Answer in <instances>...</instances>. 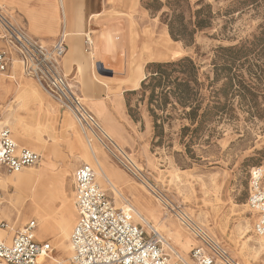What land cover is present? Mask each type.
Segmentation results:
<instances>
[{
  "label": "rangeland",
  "instance_id": "374dc122",
  "mask_svg": "<svg viewBox=\"0 0 264 264\" xmlns=\"http://www.w3.org/2000/svg\"><path fill=\"white\" fill-rule=\"evenodd\" d=\"M113 3L120 24L116 35L123 48H129L128 59L142 63L141 79L130 76V64L127 78L108 79L96 73L107 91L104 105L95 109L81 74H70V78L103 130L138 167V176L119 161L127 164L103 135L98 133L97 138L83 129L71 111L15 63L0 76V118L17 143L41 153L42 161L22 172H30L36 181L17 187L15 173L9 187L1 184L7 199L3 218L12 228L2 231L3 237H12L35 220L38 238L51 242L54 257L68 259L55 244L56 236L44 233L43 228L67 223L72 231L76 218L73 173L81 162L95 168L97 182L117 206L126 204L99 178L92 144L119 187L146 198L141 207L149 221L189 264H196L191 250L198 242L178 218L179 211L203 227L240 264H264V239L254 231L256 216L248 204L251 171L264 166V0ZM57 6L58 25L47 42L56 39L62 23ZM3 12L25 26L15 12ZM93 21L89 54L98 55L99 49H95L107 20L98 17ZM166 41L167 48L161 44ZM152 57L158 60L147 59ZM164 62L176 63L162 69L167 75L160 76L158 63ZM181 82L189 83L190 103L185 106L177 95ZM50 148L53 154L48 152ZM149 183L168 206L143 185ZM36 194L37 210L33 208ZM11 200L18 202L15 211L9 205Z\"/></svg>",
  "mask_w": 264,
  "mask_h": 264
},
{
  "label": "built area",
  "instance_id": "2783aa9c",
  "mask_svg": "<svg viewBox=\"0 0 264 264\" xmlns=\"http://www.w3.org/2000/svg\"><path fill=\"white\" fill-rule=\"evenodd\" d=\"M0 41H3L0 76L18 63L23 74L36 80L62 107L71 111L83 129L90 130L97 138H100L98 133L103 135L126 160L127 164L122 163L127 169L138 176V167L103 130L97 117L72 86L70 76L64 73L62 62L68 53L65 33L53 42L43 41L14 24L0 11ZM85 46L90 53L89 37L85 39ZM41 160L39 152L17 143L10 127L0 118V231L12 230L10 223L3 218L7 199L1 187V175L22 172L38 165ZM73 193L76 220L70 234L71 258H54L55 248L50 241L38 238V224L31 220L12 237L0 234V264H189L175 248L165 243V236L151 222L137 218L133 207L115 204L97 182L92 165L84 162L76 168ZM248 204L256 216L254 231L264 239V166L254 167L251 171ZM178 213L183 225L198 242L191 250V258L196 264H240L189 215L182 211ZM136 218L140 222H135Z\"/></svg>",
  "mask_w": 264,
  "mask_h": 264
},
{
  "label": "crops",
  "instance_id": "0c3cea01",
  "mask_svg": "<svg viewBox=\"0 0 264 264\" xmlns=\"http://www.w3.org/2000/svg\"><path fill=\"white\" fill-rule=\"evenodd\" d=\"M113 1L0 0V11L9 19L10 17L4 14L3 9L15 12L16 18L23 20L25 26L12 21L14 24L24 28L30 35L46 41L50 40V38L52 37V33L58 25L55 19L58 11L57 5H59L61 8L60 11L62 15V23L57 36L65 33L68 47V53L62 62V69L64 73L68 74L69 76L70 74H81L80 79L85 85L86 96L91 101L90 105H92L95 109H98L105 103L103 102V99H105L104 95L107 91V88L101 86L99 80H97L96 73L108 79H123L129 76V73L126 77L113 76L111 74H102L98 69L97 53L91 55L86 51L85 39L91 34L92 23L94 22L92 20L100 17L102 19H106L107 24L105 25L106 29H101L102 37L98 40L97 44H99V48L96 47L95 51L99 49V55L103 58L113 57L112 53L105 49L106 43L111 40V37L113 38V41H119L120 39V36H118L119 34L116 35V33H118V31L120 30V24L118 21V14L113 13L114 11H117L115 9L116 7L114 6ZM1 45H3V41H0V46ZM11 69H13V67ZM111 73L113 74V72ZM8 76L15 79L13 75ZM89 110L96 116V114L91 109ZM82 163L84 162H81L78 166H80ZM6 178L7 177H5L4 179ZM2 185L3 187L7 186L4 183H2ZM1 234H3L2 231Z\"/></svg>",
  "mask_w": 264,
  "mask_h": 264
},
{
  "label": "bare ground",
  "instance_id": "6f19581e",
  "mask_svg": "<svg viewBox=\"0 0 264 264\" xmlns=\"http://www.w3.org/2000/svg\"><path fill=\"white\" fill-rule=\"evenodd\" d=\"M93 21V20H92ZM168 35V34H167ZM168 39V38H167ZM166 39V40H167ZM90 40L92 41V38H90ZM163 47L167 48L169 46L168 42L166 41V43L162 42L161 43ZM149 61H156L158 60L157 57H152V58H147ZM147 60V61H148ZM145 61V60H144ZM129 64H130V76L134 79H136L137 81H139L143 75V65L142 63H137L136 61L134 60H129ZM111 138L112 136L109 135ZM114 142L116 143L118 149L125 154V152L122 150V148L119 147V145L117 144V142L114 140ZM94 146L95 145H92L90 144V148L92 150V153H93V156L100 168V171H99V178L100 176L102 178H104V181L107 182L111 188L114 190V192H116V194H118L119 196H121L123 198V200L126 202V204L122 207H125V208H128V207H133V209L135 210V213L137 215V218L145 221V222H150L149 221V218L147 217V215L144 213L143 209H142V202L146 200V198L142 195V194H137L135 193L133 190L130 191V194L128 191L124 190L123 188L119 187V185L117 184V182L115 181L114 179V176L111 175L110 171H108V169L106 168V166L104 165V163L99 159V155L97 154H100V151L99 149L94 150ZM48 152L50 154H53V148H50L48 150ZM128 155V154H127ZM119 161L122 163L123 161L118 158ZM27 169V168H26ZM25 170V169H24ZM23 170V171H24ZM18 174L17 176V180L14 181V184L15 186L17 187H20V186H24L25 184L27 183H30L33 179L36 181L37 179L36 178H33L32 174L30 172L28 173H22V172H19V173H16ZM11 175H14V174H3L1 175V184L4 183L5 185H7L9 187L10 185V182H12V176ZM9 176V177H8ZM5 177H7L6 179H4ZM142 181V180H141ZM148 181V180H147ZM146 181V182H147ZM149 182V181H148ZM146 189H148L151 193H155L153 188H155L153 185H151V183H149V185L147 184H143ZM156 189V188H155ZM158 191V190H157ZM127 194H129L130 196H132V199H135L137 201H135V203L131 202L130 199L128 198V196H126ZM155 195V194H154ZM156 198L158 199V202L159 203H163L165 204L166 206H168V203L165 202L164 199H162L161 197L155 195ZM38 197L39 195L36 194L35 196V199H34V202H33V208L34 209H40V204L38 202ZM147 201V200H146ZM141 204V205H140ZM15 211V209H17V206H18V202H13V200L10 201V204H9ZM4 212V211H3ZM6 213V212H5ZM178 218L180 219L181 221V218L178 216ZM183 224V223H182ZM176 228H178V225H174ZM69 225L67 223H63V224H60L58 226H49L48 224H46L43 228V232L44 233H53L55 236H56V239H55V244L63 251V253L68 257V258H71L73 256V251H72V247L70 245V232H69ZM179 230H182L181 228H179ZM183 233V231H182ZM0 234H1V231H0ZM52 234V235H53ZM1 236H3V234H1ZM166 238V237H165ZM251 239V238H250ZM167 240V241H166ZM165 240V243L168 244L170 247H173L171 244H170V241H169V238H166ZM252 240V239H251ZM248 243H249V239L247 240ZM252 242V241H251ZM260 246L262 247L263 246V243L260 244ZM55 258V257H54Z\"/></svg>",
  "mask_w": 264,
  "mask_h": 264
},
{
  "label": "water",
  "instance_id": "95a60500",
  "mask_svg": "<svg viewBox=\"0 0 264 264\" xmlns=\"http://www.w3.org/2000/svg\"><path fill=\"white\" fill-rule=\"evenodd\" d=\"M107 43L105 49L112 53L113 57L103 58L98 54L99 71L106 75L126 77L129 72V48H123L122 44H120V39L119 41H113L112 44Z\"/></svg>",
  "mask_w": 264,
  "mask_h": 264
},
{
  "label": "trees",
  "instance_id": "16d2710c",
  "mask_svg": "<svg viewBox=\"0 0 264 264\" xmlns=\"http://www.w3.org/2000/svg\"><path fill=\"white\" fill-rule=\"evenodd\" d=\"M171 34L175 37V35L173 34V30L171 28ZM262 34L264 35V25L262 27ZM185 60V58L181 59L180 62L182 63ZM188 60V59H186ZM176 62H164V63H158V68H159V72L161 73L160 76L162 75H167L166 73L164 74V71H162V69L166 68V67H170L173 66ZM191 63V61H190ZM161 82V81H159ZM188 82H181L178 86H177V95L179 96V98L181 99L183 105L185 106L186 104L190 103V94H189V86H188ZM170 92H168L167 94H165L164 98L167 99L168 95ZM154 98H151V102L154 101Z\"/></svg>",
  "mask_w": 264,
  "mask_h": 264
}]
</instances>
